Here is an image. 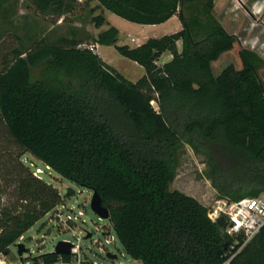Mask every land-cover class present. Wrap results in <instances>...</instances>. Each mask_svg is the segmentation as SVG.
I'll use <instances>...</instances> for the list:
<instances>
[{
  "label": "trees",
  "instance_id": "16d2710c",
  "mask_svg": "<svg viewBox=\"0 0 264 264\" xmlns=\"http://www.w3.org/2000/svg\"><path fill=\"white\" fill-rule=\"evenodd\" d=\"M6 0H0L1 3ZM74 0H32L43 16L64 19ZM97 1L137 24L176 15L177 32L129 47L110 27L96 42L114 45L145 74L129 82L74 36L41 38L15 49L0 70V118L14 142L62 178L95 191L127 255L142 264H264V226L245 245L222 234L208 208L179 190L175 150L187 142L208 157L212 186L238 200L264 193V87L235 35L191 0ZM100 26L102 16L92 18ZM181 43L180 49L177 43ZM169 52L171 60L158 65ZM156 103L157 109L153 106ZM18 176V207H0V254L61 201L59 191ZM241 247V248H240ZM68 255L39 254L31 264H58Z\"/></svg>",
  "mask_w": 264,
  "mask_h": 264
},
{
  "label": "rangeland",
  "instance_id": "374dc122",
  "mask_svg": "<svg viewBox=\"0 0 264 264\" xmlns=\"http://www.w3.org/2000/svg\"><path fill=\"white\" fill-rule=\"evenodd\" d=\"M206 0H191L186 3L184 10L189 13L195 9L201 18H206L204 3ZM95 3L84 4V0H74L70 11L64 13V19L56 20L52 15L43 16L35 8L32 0H6L0 7V70L12 61V52L15 49L25 50L34 41L46 38L50 41L62 37H76L81 42V47L93 45V36L99 31L95 29L90 9L96 7L94 14H103L108 24H104L102 30L109 26H115L119 30L118 45L134 46L130 38L161 37L159 34L166 28L154 29L151 26L139 25L103 10ZM209 16L220 23L228 33L235 35L250 55L256 69L259 82L264 87V0H213V8ZM180 43V42H179ZM105 61L129 82H135L144 74L141 66L121 56L112 47L104 50ZM157 109L155 102L152 103ZM175 178L170 184L169 190H179L198 200L202 205L210 208L216 200L222 198L212 186L208 157L195 151L187 142L175 150ZM34 176L38 172V179L55 187L64 203L80 218L76 222L77 228L84 231V248L95 253V259L101 260L104 256V248L110 252L123 254L119 257L128 264H142L141 261L132 259L126 254L114 230L109 229V221L100 218L90 207L91 190L62 178L41 161L33 157L14 142L0 118V207H18V176L23 167ZM35 177V176H34ZM68 188L74 190V194L64 198ZM258 197L264 199V193ZM81 211L82 214L78 215ZM49 215L41 217L24 234L21 241L29 253L18 256L16 248L11 245L9 252L4 254L7 264L28 261L32 263L33 257L50 253L55 245L62 240L74 241L68 232H60L54 224L48 221ZM92 233V237L88 235ZM82 236V237H83ZM112 236V243L106 240ZM96 240L95 244L93 241ZM118 249V250H117ZM102 261V260H101Z\"/></svg>",
  "mask_w": 264,
  "mask_h": 264
},
{
  "label": "built area",
  "instance_id": "2783aa9c",
  "mask_svg": "<svg viewBox=\"0 0 264 264\" xmlns=\"http://www.w3.org/2000/svg\"><path fill=\"white\" fill-rule=\"evenodd\" d=\"M134 38L131 37L130 41L134 42ZM96 45H92L89 48L93 50ZM37 173H33L35 177H38L39 168H36ZM93 194V191L91 190ZM92 197V196H91ZM82 212L79 211L78 215H81ZM47 215H49L48 221L54 224V226L60 232H68L74 241L70 240H62L65 242H69L71 244L70 253L68 255V261H60L58 264H128L120 259V256L123 257L121 252L114 253L110 252L107 248L101 250L104 252L103 258L101 260H96L95 253H93L90 249L84 248L82 246V241L84 238V231L82 228L76 227V222L80 220L77 214L73 213V210L69 208L62 200L53 210H51ZM208 218L216 222V220L224 216L227 220V224L225 226V233L229 236H237L241 235L243 238V245H245L248 241H250L264 226V199L261 197H243L238 200H231L229 198L222 197L215 201V203L208 208L207 211ZM109 229L111 230V226L109 224ZM83 236V237H82ZM92 237V233L90 239ZM106 242L112 243V236H108ZM23 239V235L18 238V240L13 244L16 248V245L21 243ZM97 242L93 241V244ZM22 244V243H21ZM240 247V248H241ZM28 249V248H27ZM118 250V249H117ZM28 249V253H29ZM27 253V252H24ZM115 255L114 259L108 258L107 254ZM235 255H231L229 259L222 262L221 264H230L231 258ZM4 254H0V264H7V262L3 259ZM12 264H29L28 261H20L18 263Z\"/></svg>",
  "mask_w": 264,
  "mask_h": 264
},
{
  "label": "crops",
  "instance_id": "0c3cea01",
  "mask_svg": "<svg viewBox=\"0 0 264 264\" xmlns=\"http://www.w3.org/2000/svg\"><path fill=\"white\" fill-rule=\"evenodd\" d=\"M90 3H95V4H97L96 6H100V4L97 2V1H92V2H89V3H87V4H85V5H88V4H90ZM101 8H103V10H106L104 7H102V6H100ZM96 7H92L91 9H90V12H91V14H92V18L94 17V16H98V15H100V16H102L103 17V19H104V21H103V23L100 25V26H95V29H97V30H99L94 36H93V38H94V42H93V45H96L95 46V48L93 49V51L106 63V64H108L106 61H105V56H104V50L106 49V48H110V47H112V49H114L115 50V48H114V45H108V46H106V45H101V44H99V43H97L96 42V39H97V37H98V35L100 34V33H102V32H104V31H106L108 28H110V27H115V26H109L106 30H102L103 29V27H104V24L106 23V24H108L109 25V22L107 21V19H106V17H105V11H104V13L102 14H94L95 12H96V9H95ZM108 11V10H107ZM110 12V11H109ZM113 14V13H112ZM127 22H129V21H127ZM130 23H132V22H130ZM135 24H137V23H135ZM139 25H142V24H139ZM145 26H151V27H153L154 29H160V28H166V26H170V27H167L164 31H162L159 35L162 37L163 35H166V34H171V33H174V32H177V31H179L180 29H181V23H180V21H179V19H178V17L176 16V15H174V16H172L170 19H168L167 21H165V22H163V23H161V24H156V25H145ZM116 28V27H115ZM117 29V28H116ZM118 30V29H117ZM118 34H119V30H118ZM117 37H118V35H117ZM148 38H151V37H148V36H143V37H141V38H134L135 40H134V43H136V44H134V46H130V45H128L129 47H136V46H138V45H140V44H142V43H144ZM116 44H117V42H116ZM118 45V44H117ZM177 46H178V48L180 49V47H181V43H177ZM116 51V50H115ZM117 52V51H116ZM171 58H172V56H171V54L169 53V52H165L161 57H160V59H159V61H158V65H162L163 63H165V62H168L169 60H171ZM135 63V62H134ZM137 64V63H136ZM109 65V64H108ZM110 66V65H109ZM111 67V66H110ZM112 68V67H111ZM143 68V67H142ZM144 70V69H143ZM117 72V71H116ZM118 73V72H117ZM120 74V73H119ZM144 74H145V71H144ZM144 74H141V76L140 77H142ZM121 75V74H120ZM122 76V75H121ZM139 79V78H138ZM137 81V80H136ZM135 81V82H136ZM138 261V260H137Z\"/></svg>",
  "mask_w": 264,
  "mask_h": 264
},
{
  "label": "water",
  "instance_id": "95a60500",
  "mask_svg": "<svg viewBox=\"0 0 264 264\" xmlns=\"http://www.w3.org/2000/svg\"><path fill=\"white\" fill-rule=\"evenodd\" d=\"M73 194H74V190H72L71 188H68L66 191V194L64 195V198L70 195H73ZM90 207L94 211V213H96L100 218L106 219L109 221V212L105 207L102 206L101 199L95 191H93V194L91 197ZM216 224H217L219 231L222 234H224L225 226L227 224L226 218L224 216L219 217L216 220ZM88 237H90V235H88ZM16 247H17L18 256H22L24 252H28V249L24 247V244L19 243L16 245ZM70 248H71V244L69 242L59 241L55 245L54 250L52 252L56 253L57 255H69ZM107 257L114 259L115 255L108 253Z\"/></svg>",
  "mask_w": 264,
  "mask_h": 264
},
{
  "label": "bare ground",
  "instance_id": "6f19581e",
  "mask_svg": "<svg viewBox=\"0 0 264 264\" xmlns=\"http://www.w3.org/2000/svg\"><path fill=\"white\" fill-rule=\"evenodd\" d=\"M39 172H41V171H39Z\"/></svg>",
  "mask_w": 264,
  "mask_h": 264
}]
</instances>
